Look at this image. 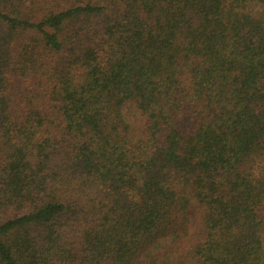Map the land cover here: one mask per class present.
Instances as JSON below:
<instances>
[{
  "label": "trees",
  "instance_id": "16d2710c",
  "mask_svg": "<svg viewBox=\"0 0 264 264\" xmlns=\"http://www.w3.org/2000/svg\"><path fill=\"white\" fill-rule=\"evenodd\" d=\"M0 264H264V0H0Z\"/></svg>",
  "mask_w": 264,
  "mask_h": 264
},
{
  "label": "clouds",
  "instance_id": "9594fccd",
  "mask_svg": "<svg viewBox=\"0 0 264 264\" xmlns=\"http://www.w3.org/2000/svg\"><path fill=\"white\" fill-rule=\"evenodd\" d=\"M254 174H258V173H254Z\"/></svg>",
  "mask_w": 264,
  "mask_h": 264
}]
</instances>
